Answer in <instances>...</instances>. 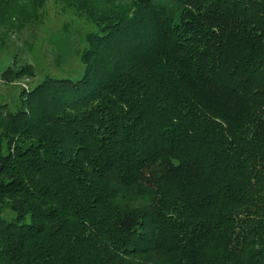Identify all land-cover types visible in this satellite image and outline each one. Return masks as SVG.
I'll return each instance as SVG.
<instances>
[{
	"label": "trees",
	"instance_id": "1",
	"mask_svg": "<svg viewBox=\"0 0 264 264\" xmlns=\"http://www.w3.org/2000/svg\"><path fill=\"white\" fill-rule=\"evenodd\" d=\"M82 3L99 27L82 78L0 111V264H264V0ZM115 188L151 202L111 231Z\"/></svg>",
	"mask_w": 264,
	"mask_h": 264
},
{
	"label": "rangeland",
	"instance_id": "2",
	"mask_svg": "<svg viewBox=\"0 0 264 264\" xmlns=\"http://www.w3.org/2000/svg\"><path fill=\"white\" fill-rule=\"evenodd\" d=\"M83 1L86 0H0L1 112L6 114L21 110L25 105L27 92L47 79L77 81L82 78L85 73L82 59L88 47V37L99 31L94 18L88 15V7ZM100 1L110 4L112 0ZM117 1L114 0L116 3ZM204 113L214 118L210 109ZM263 140L264 137L261 136L257 143L252 144L253 154L262 148ZM196 185L192 184L193 192L197 190ZM109 188L114 186L110 185ZM126 197L116 188L110 196L113 209L105 214L103 223H108L107 228L111 231L115 229L111 221L114 209L122 206L141 210L150 208L151 197L147 194L135 198ZM168 198L172 202L174 196L169 195ZM182 208L184 214H181V218L175 213L177 209L168 210L167 202H164L159 210L162 214L161 220L164 218L162 224H169L172 222L171 218L177 215L179 223L174 225L177 227L188 218L187 226L181 231L185 236L192 233L194 224L200 219L197 220L196 216L189 213L188 201ZM1 213L2 218L8 221H12L16 216V212L7 204L1 205ZM145 227L155 230V226ZM149 254L144 250L138 251L134 256H119L132 264H151Z\"/></svg>",
	"mask_w": 264,
	"mask_h": 264
}]
</instances>
